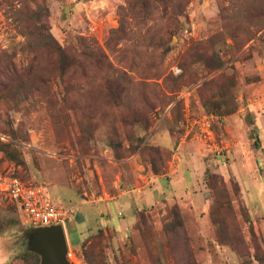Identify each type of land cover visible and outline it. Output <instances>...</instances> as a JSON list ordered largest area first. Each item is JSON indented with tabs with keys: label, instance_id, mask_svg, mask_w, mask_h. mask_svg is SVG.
I'll return each mask as SVG.
<instances>
[{
	"label": "rangeland",
	"instance_id": "obj_1",
	"mask_svg": "<svg viewBox=\"0 0 264 264\" xmlns=\"http://www.w3.org/2000/svg\"><path fill=\"white\" fill-rule=\"evenodd\" d=\"M0 171L72 264H264V0H0ZM30 228L0 186V264Z\"/></svg>",
	"mask_w": 264,
	"mask_h": 264
},
{
	"label": "built area",
	"instance_id": "obj_2",
	"mask_svg": "<svg viewBox=\"0 0 264 264\" xmlns=\"http://www.w3.org/2000/svg\"><path fill=\"white\" fill-rule=\"evenodd\" d=\"M191 124L207 129L209 116L195 117ZM0 186L11 197L25 224L31 228L61 225L66 232L70 211L55 204L43 186L24 183L17 177L5 176L1 171Z\"/></svg>",
	"mask_w": 264,
	"mask_h": 264
},
{
	"label": "water",
	"instance_id": "obj_3",
	"mask_svg": "<svg viewBox=\"0 0 264 264\" xmlns=\"http://www.w3.org/2000/svg\"><path fill=\"white\" fill-rule=\"evenodd\" d=\"M29 249L41 257V264H72L66 232L61 225L30 228Z\"/></svg>",
	"mask_w": 264,
	"mask_h": 264
}]
</instances>
